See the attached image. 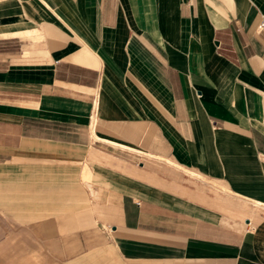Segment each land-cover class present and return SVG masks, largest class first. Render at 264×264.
<instances>
[{"label":"crops","instance_id":"1","mask_svg":"<svg viewBox=\"0 0 264 264\" xmlns=\"http://www.w3.org/2000/svg\"><path fill=\"white\" fill-rule=\"evenodd\" d=\"M263 10L0 0V203L38 254L264 264Z\"/></svg>","mask_w":264,"mask_h":264},{"label":"rangeland","instance_id":"2","mask_svg":"<svg viewBox=\"0 0 264 264\" xmlns=\"http://www.w3.org/2000/svg\"><path fill=\"white\" fill-rule=\"evenodd\" d=\"M5 159L8 158L0 156V161ZM1 198L3 199L0 203V264H58L42 252L39 251L38 254L40 249L37 242L32 236L28 238L29 226L26 210L22 209L23 205H11L9 202L11 200L4 202L7 200L6 196ZM32 227L31 224L30 229Z\"/></svg>","mask_w":264,"mask_h":264},{"label":"built area","instance_id":"3","mask_svg":"<svg viewBox=\"0 0 264 264\" xmlns=\"http://www.w3.org/2000/svg\"><path fill=\"white\" fill-rule=\"evenodd\" d=\"M257 28L259 30H264V10L260 13Z\"/></svg>","mask_w":264,"mask_h":264}]
</instances>
